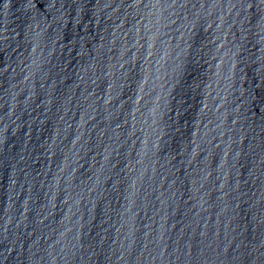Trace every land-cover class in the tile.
I'll return each instance as SVG.
<instances>
[{"label":"water","instance_id":"95a60500","mask_svg":"<svg viewBox=\"0 0 264 264\" xmlns=\"http://www.w3.org/2000/svg\"><path fill=\"white\" fill-rule=\"evenodd\" d=\"M0 264H264V0H0Z\"/></svg>","mask_w":264,"mask_h":264}]
</instances>
